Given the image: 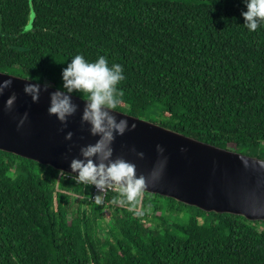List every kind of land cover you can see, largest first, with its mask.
<instances>
[{
    "label": "trees",
    "instance_id": "16d2710c",
    "mask_svg": "<svg viewBox=\"0 0 264 264\" xmlns=\"http://www.w3.org/2000/svg\"><path fill=\"white\" fill-rule=\"evenodd\" d=\"M242 11V0H0V72L59 88L71 57L105 56L124 70L117 110L264 160V27L249 32ZM59 172L0 150V264H264V221L146 192L135 207L114 191L97 205L94 186Z\"/></svg>",
    "mask_w": 264,
    "mask_h": 264
},
{
    "label": "water",
    "instance_id": "95a60500",
    "mask_svg": "<svg viewBox=\"0 0 264 264\" xmlns=\"http://www.w3.org/2000/svg\"><path fill=\"white\" fill-rule=\"evenodd\" d=\"M12 80L10 88L0 95V150L31 159L58 171L69 172L70 162L80 157V148L94 144L98 137L89 133V125L81 124L84 101L73 96L77 112L67 125L48 114L50 93L41 91L33 103L23 91L27 78L0 72V82ZM43 86V83L41 82ZM15 94L11 111L5 101ZM118 111L117 118H127L135 129L118 135L112 145L113 159L121 157L136 165L137 175L148 177L146 193L170 197L204 212L229 213L249 221H264V160L214 146L153 121ZM28 119L17 128L24 113ZM72 132L71 140L65 136ZM157 145L163 148L161 154ZM143 153V158L136 154ZM159 179L150 175L153 170Z\"/></svg>",
    "mask_w": 264,
    "mask_h": 264
},
{
    "label": "clouds",
    "instance_id": "9594fccd",
    "mask_svg": "<svg viewBox=\"0 0 264 264\" xmlns=\"http://www.w3.org/2000/svg\"><path fill=\"white\" fill-rule=\"evenodd\" d=\"M246 11L241 15L244 19V27L249 32H256L264 27V0H242ZM125 79L123 66L112 63L105 56H99L94 62H89L81 54L71 57L67 66L61 72V86L50 93L48 114L54 115L59 122L67 125L68 118L73 116L78 105L73 103V96H79L84 101L81 115V124L89 125V133L98 137L94 144H88L80 148V157L73 158L70 162L69 172L60 170L65 178H70L76 184L95 186L98 195L95 196L97 205H101L104 196L109 192L117 193L113 197V203L135 207L139 197L146 191L148 177L137 175L136 165L121 158L113 159L112 147L116 136H122L126 131L136 128V124L129 125L127 118L118 116V106L122 103L123 93L118 85ZM12 85L11 79L0 82V95ZM52 85L43 83L39 79L28 82L24 86V93L31 97L33 103L39 101L41 91H47ZM16 95L12 94L5 101V110L11 111ZM28 119L25 112L19 120L17 128H21ZM72 132L65 136L71 140ZM161 154L163 148L157 145ZM143 158V153L136 154ZM152 178L159 179V173L154 169L150 174Z\"/></svg>",
    "mask_w": 264,
    "mask_h": 264
},
{
    "label": "built area",
    "instance_id": "2783aa9c",
    "mask_svg": "<svg viewBox=\"0 0 264 264\" xmlns=\"http://www.w3.org/2000/svg\"><path fill=\"white\" fill-rule=\"evenodd\" d=\"M99 193H98V190L95 188V186H94V188H93V193H92V195H91V199L93 200V201H95L94 199H95V196L96 195H98Z\"/></svg>",
    "mask_w": 264,
    "mask_h": 264
},
{
    "label": "rangeland",
    "instance_id": "374dc122",
    "mask_svg": "<svg viewBox=\"0 0 264 264\" xmlns=\"http://www.w3.org/2000/svg\"><path fill=\"white\" fill-rule=\"evenodd\" d=\"M29 29H31V24L30 23L25 25V27H24V30H29ZM140 118H143V117H140ZM174 218H175V216L172 219H174ZM176 219H177V215H176Z\"/></svg>",
    "mask_w": 264,
    "mask_h": 264
}]
</instances>
